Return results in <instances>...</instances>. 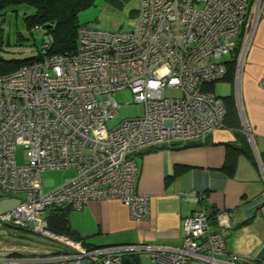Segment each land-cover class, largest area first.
Wrapping results in <instances>:
<instances>
[{
    "label": "built area",
    "instance_id": "1",
    "mask_svg": "<svg viewBox=\"0 0 264 264\" xmlns=\"http://www.w3.org/2000/svg\"><path fill=\"white\" fill-rule=\"evenodd\" d=\"M263 8L264 0H138L130 29L81 26L72 52L45 55L0 74V193H24L18 204L0 211V236L25 231L60 243L69 251L53 264H129L124 260L134 255L158 264H264L226 250L204 205L185 218L177 248L86 246L52 232L46 219L50 208L78 210L90 200L116 199L133 220H146L150 198L136 191L134 154L224 127L225 104L203 85L221 80L222 57L237 51L234 82L240 98L246 54ZM47 39L44 51L51 36ZM123 88L143 112L108 127L120 108L113 92ZM245 131L253 140L246 125ZM17 146L24 149L22 163ZM259 166L264 179L262 162ZM48 168H72L75 175L43 192L41 173ZM216 222L229 227V213H217Z\"/></svg>",
    "mask_w": 264,
    "mask_h": 264
},
{
    "label": "crops",
    "instance_id": "2",
    "mask_svg": "<svg viewBox=\"0 0 264 264\" xmlns=\"http://www.w3.org/2000/svg\"><path fill=\"white\" fill-rule=\"evenodd\" d=\"M264 8L241 75L242 122L249 129L222 127L194 141L143 148L134 154L138 165L136 191L149 196V216L135 221L116 199L90 200L69 211L71 228L88 246L146 243L177 248L185 218L205 205L210 213H229V227L215 228L226 250L264 259ZM242 96V97H241ZM241 107V108H242ZM243 111V110H242ZM239 115V114H238ZM2 211V210H0ZM30 232L0 236V264H53L66 255L60 243L35 239ZM134 264H158L143 255ZM186 264H203L189 260Z\"/></svg>",
    "mask_w": 264,
    "mask_h": 264
},
{
    "label": "rangeland",
    "instance_id": "3",
    "mask_svg": "<svg viewBox=\"0 0 264 264\" xmlns=\"http://www.w3.org/2000/svg\"><path fill=\"white\" fill-rule=\"evenodd\" d=\"M137 8L138 0H94L92 5L78 13V21L81 25L90 28L109 31L128 30L137 20ZM31 12H33L32 7L18 4L14 10L8 9L0 17V55L2 57L16 60L30 58L39 53L42 43L47 42V35L41 28H33L30 32L26 30L23 17ZM18 33L22 35L19 39ZM227 58L228 56L222 57L224 60ZM207 88L215 96L232 97L236 103V109H233V112L238 117L240 126L244 128L245 124L242 122L244 108L243 105L240 106L241 100L237 97L236 83L232 80H218ZM166 93L173 94L170 90ZM113 97L120 104V108L116 117L107 122L108 127L118 124L122 119L141 116L143 106L134 102L129 88L114 91ZM16 157L18 163L23 162L24 149L21 146H17ZM74 175L75 170L72 168L45 169L41 173L43 192L57 188L65 179ZM23 198V192L0 193V210L4 211L15 206ZM28 235L35 239H45L34 233Z\"/></svg>",
    "mask_w": 264,
    "mask_h": 264
},
{
    "label": "trees",
    "instance_id": "4",
    "mask_svg": "<svg viewBox=\"0 0 264 264\" xmlns=\"http://www.w3.org/2000/svg\"><path fill=\"white\" fill-rule=\"evenodd\" d=\"M94 0H0V17L4 15L8 9L14 10L18 4H26L33 8V12L23 17L26 30L30 32L33 28H41L45 35L51 36L48 48L42 50V45L39 53L33 57L21 60L6 59L0 55V74H6L17 69L22 64L28 63L45 55L59 54L64 52H72L77 44V30L81 25L78 21V13L90 5ZM22 37L20 33L17 38ZM43 44V43H42ZM237 51H233L227 59H223L226 65V74L221 80H232L234 82L235 75V59ZM217 82V81H216ZM215 82L203 85V89L208 91L207 86L213 85ZM218 97V96H217ZM226 107V114L224 116L223 125L231 127L234 130L240 129V121L236 116L233 109H236V103L232 97H220ZM193 140L177 141L178 143L195 145ZM153 147V146H150ZM264 166V160L262 161ZM203 205V204H202ZM207 211L210 223L215 228V221L217 211L213 214L204 205ZM71 208L69 207H56L50 208L46 212V219L48 228L59 235H65L75 240H80L84 245V240L78 236L71 228L68 215ZM88 246V245H86ZM134 257V256H131ZM124 262L134 264L128 258Z\"/></svg>",
    "mask_w": 264,
    "mask_h": 264
},
{
    "label": "clouds",
    "instance_id": "5",
    "mask_svg": "<svg viewBox=\"0 0 264 264\" xmlns=\"http://www.w3.org/2000/svg\"><path fill=\"white\" fill-rule=\"evenodd\" d=\"M245 124V123H244ZM245 128V127H244Z\"/></svg>",
    "mask_w": 264,
    "mask_h": 264
}]
</instances>
